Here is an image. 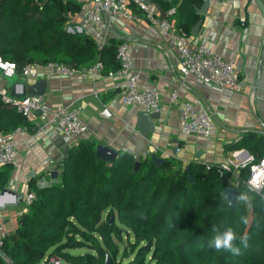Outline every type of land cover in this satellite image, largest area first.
<instances>
[{
  "label": "trees",
  "instance_id": "16d2710c",
  "mask_svg": "<svg viewBox=\"0 0 264 264\" xmlns=\"http://www.w3.org/2000/svg\"><path fill=\"white\" fill-rule=\"evenodd\" d=\"M150 1L161 10L171 6ZM202 1L180 0L168 16L186 36L198 20L195 9ZM78 9L73 0H0V58L13 62L17 72L26 64L42 67L49 61L74 67L99 62L102 72L116 70L118 40L99 49L88 35L64 31L67 14ZM104 51L112 57L108 62ZM24 125L25 116L0 98V133ZM244 144L243 138L227 149L239 150ZM95 146L92 139H78L52 183L37 186L34 179L29 181L34 199L3 239L10 264H56L51 259L58 264H103L106 256L112 264H264V201L248 193L250 211L239 200L226 204L219 193L228 174L219 176L216 165L205 171L202 164L189 162L185 172L170 158L155 167L146 154L134 169L131 154L119 150L107 163L96 158ZM7 175L0 167V190ZM241 215L248 218L247 225L240 223ZM228 227L247 238L246 250L237 241L240 256L208 247ZM82 248L88 251L80 253ZM0 264L6 263L0 258Z\"/></svg>",
  "mask_w": 264,
  "mask_h": 264
},
{
  "label": "crops",
  "instance_id": "0c3cea01",
  "mask_svg": "<svg viewBox=\"0 0 264 264\" xmlns=\"http://www.w3.org/2000/svg\"><path fill=\"white\" fill-rule=\"evenodd\" d=\"M73 1L79 3V9L67 14L64 29L80 30L93 39L92 27L82 24L83 10L93 0ZM128 12L130 18L104 14L98 29L105 34L108 46L115 39L131 45L132 71L139 72L141 82L160 92L158 117L152 119L147 133L138 127L140 109L121 103L125 87L118 77L108 75L114 71L112 68L95 80L84 81L50 76L43 68L37 78H4L0 74V90L17 99L11 95L13 91L19 93L22 85L44 79L43 108L80 103L79 118L87 127L80 139H92L96 145H104L116 153L122 150L141 157L155 153L163 159L178 161L182 167L189 162L218 165L232 157L227 145L244 138L241 150L253 157L264 156V0H211L206 13L198 15L202 21L198 33L188 36L193 42L206 41L214 53L234 60L238 83L233 90L204 84L191 76L182 77L177 71V53L165 35L149 24L134 5L128 4ZM159 17V26L176 25L173 17L164 13ZM108 52L102 54L105 62L112 58ZM94 89L98 91L97 97L92 96ZM171 90H176L178 100L190 102L195 110L211 117L217 127L214 137L203 139L179 133L177 110L167 99ZM25 120L23 131L13 138L17 151L15 164L0 165L8 174L3 186L8 192L0 197V221L8 232L14 229L15 218L21 212V197L29 191V181L34 179L37 186L52 183L61 170L63 157L75 144L49 127L38 112L26 115ZM257 141L260 142L255 147ZM173 148L178 149L175 154ZM51 172L56 173L55 178Z\"/></svg>",
  "mask_w": 264,
  "mask_h": 264
},
{
  "label": "built area",
  "instance_id": "2783aa9c",
  "mask_svg": "<svg viewBox=\"0 0 264 264\" xmlns=\"http://www.w3.org/2000/svg\"><path fill=\"white\" fill-rule=\"evenodd\" d=\"M171 3L166 10H161L156 3L150 0H93L83 10L82 24L92 27V37L100 49L105 44L106 36L98 29L102 16L130 18L128 4L134 5L143 13L146 21L157 26L165 35L169 43L177 53V71L182 77H194L204 84H211L220 89L233 90L238 83L235 62L233 59H224L214 53L206 41L193 42L175 24L169 23L159 26L160 13L170 16L180 0H158ZM211 1V0H209ZM115 58L119 64L118 68L108 75L118 77L124 84L125 90L121 96L123 105H134L140 111L148 113L159 112L160 92L151 85L139 80V72L132 71L131 45L128 42H121L115 50ZM43 68L50 76L68 77L77 81L87 79L95 80L102 73V65L99 62L87 67H74L60 62L49 61L42 67L35 64H26L17 72L13 62L4 61L0 58V74L4 78L21 76L23 78H37ZM93 97L98 96L96 89L92 92ZM1 101L11 104L15 110L26 116L36 110L44 118L46 124L61 133L62 135L77 141L87 130V127L80 121V103L61 105L57 104L50 110H45L43 95H27L23 99H11L6 96L5 90H0ZM168 103L175 106L178 113L179 133L182 136L197 135L203 139H210L217 134V127L211 117L205 112L194 109L188 101L177 99L176 90H171L167 95ZM23 131L22 127H16L5 133H0V165H14L17 151L13 142L14 135ZM26 145L30 144L26 142ZM232 157L223 163L216 165V172L219 176L228 174L226 183L237 189V195L248 193L257 195L264 201V156L254 158L245 151L239 149L231 153ZM48 161H44L43 164ZM205 171L214 168L213 164L203 163ZM246 170V175H240V171ZM240 189H243L240 192ZM34 199V193L27 191L21 197V212H26L27 207ZM250 208L249 200L243 202ZM20 212V213H21ZM8 234L5 225L0 221V258L10 264L3 253V239ZM56 264L58 261L51 259Z\"/></svg>",
  "mask_w": 264,
  "mask_h": 264
},
{
  "label": "water",
  "instance_id": "95a60500",
  "mask_svg": "<svg viewBox=\"0 0 264 264\" xmlns=\"http://www.w3.org/2000/svg\"><path fill=\"white\" fill-rule=\"evenodd\" d=\"M209 5V0H203L200 7L195 9V13L197 15H204L207 11ZM201 20H197V22L191 27L190 34L196 35L198 33V30L201 26ZM66 33H81V31H73L70 29H64ZM45 92V80L39 79L35 83L25 86L22 85L21 91L19 93H15L14 91L11 93V95L17 97V99H23L27 95H43ZM12 99V98H11ZM34 112H40L39 110H36ZM158 117V112L148 113L145 111H140L137 114L138 122H140V125L138 126L142 133H147L148 130L151 128L152 119ZM177 148L172 149V153L175 154L177 152ZM116 152L110 149L109 147H106L104 145H96L95 146V156L98 159H101L107 163H111L114 158L116 157ZM150 159L152 160L155 167H158L164 162V159L161 157H158L155 153L149 154ZM134 158V169H136L139 165V159L141 158L140 155L133 156ZM185 172H188V167L185 166ZM53 178L56 177L55 172L50 173ZM187 179L189 182L193 181V178L190 174L187 175ZM8 191L5 188H2L0 191V197L3 196L4 193H7ZM225 200L226 204L230 205L233 200L237 196V189L235 187L226 185L224 186L220 193H219ZM112 220V217L110 218V221ZM103 264H112L111 260L106 256Z\"/></svg>",
  "mask_w": 264,
  "mask_h": 264
},
{
  "label": "clouds",
  "instance_id": "9594fccd",
  "mask_svg": "<svg viewBox=\"0 0 264 264\" xmlns=\"http://www.w3.org/2000/svg\"><path fill=\"white\" fill-rule=\"evenodd\" d=\"M238 200L246 202L249 198L242 194L238 197ZM239 221L244 225H247L249 222L248 218L244 215L239 216ZM238 240L240 245L243 246V249L246 250L249 247L247 238L238 237L234 228L228 227L223 232H218L215 236H213L212 240L208 244V247L214 248L218 253L225 252L231 253L233 256H240L243 253L241 247L237 245Z\"/></svg>",
  "mask_w": 264,
  "mask_h": 264
},
{
  "label": "rangeland",
  "instance_id": "374dc122",
  "mask_svg": "<svg viewBox=\"0 0 264 264\" xmlns=\"http://www.w3.org/2000/svg\"><path fill=\"white\" fill-rule=\"evenodd\" d=\"M239 196H240V195L238 194V195L236 196L235 200H238V197H239ZM247 197H248V196H247ZM249 202H250V201H249ZM247 209L250 211V210H251V207H250V208L247 207ZM248 210H247V212H248ZM248 213H249V212H248ZM124 244H125V237L123 236V237H122V243L119 244V249H120V250L123 248ZM78 251L81 253V252H86V251H88V250L85 249V248H82V249H79Z\"/></svg>",
  "mask_w": 264,
  "mask_h": 264
}]
</instances>
